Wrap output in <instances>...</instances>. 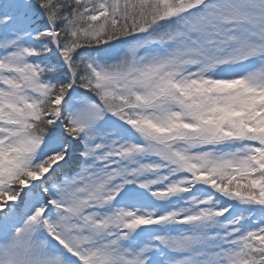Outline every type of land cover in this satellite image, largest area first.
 <instances>
[{"label": "snow or ice", "instance_id": "obj_1", "mask_svg": "<svg viewBox=\"0 0 264 264\" xmlns=\"http://www.w3.org/2000/svg\"><path fill=\"white\" fill-rule=\"evenodd\" d=\"M0 264H264V0H0Z\"/></svg>", "mask_w": 264, "mask_h": 264}]
</instances>
